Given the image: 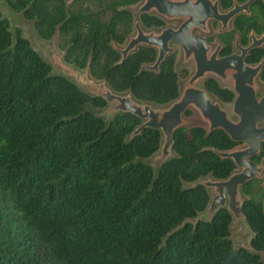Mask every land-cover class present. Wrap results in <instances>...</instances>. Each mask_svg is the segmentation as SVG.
<instances>
[{
    "label": "trees",
    "instance_id": "trees-1",
    "mask_svg": "<svg viewBox=\"0 0 264 264\" xmlns=\"http://www.w3.org/2000/svg\"><path fill=\"white\" fill-rule=\"evenodd\" d=\"M140 0H6L34 21L44 40L58 36L66 63L87 69L113 92L167 105L180 95L176 52L157 70V50L141 45L121 60L134 31L128 6ZM219 0L222 11L235 2ZM145 29L164 27L154 13L138 17ZM216 26L217 23L213 22ZM264 33V0L236 15L231 27L209 35L221 55ZM263 60L264 45L251 49L248 64ZM203 87L222 103L235 93L215 77ZM107 101L55 74L20 28L11 30L0 10V264H264V170L241 187L243 214L250 226L247 247L234 248L227 208L212 220L199 215L210 193L201 178H228L237 167L220 152L240 143L222 129L176 128L173 155L155 169L144 160L163 143L158 129L144 128L129 112L105 119L92 109ZM193 115L187 109L185 117ZM264 163V143L252 158ZM264 167V166H263Z\"/></svg>",
    "mask_w": 264,
    "mask_h": 264
},
{
    "label": "water",
    "instance_id": "water-1",
    "mask_svg": "<svg viewBox=\"0 0 264 264\" xmlns=\"http://www.w3.org/2000/svg\"><path fill=\"white\" fill-rule=\"evenodd\" d=\"M252 1L235 2L229 10L222 12L219 0H144L139 7L140 13L155 11L167 19H182V22L177 28L166 27L155 33L144 31L137 21L136 33L120 49L121 60L140 45L153 46L158 50L157 59L153 65L147 67L157 70L160 62L173 50L170 44L176 43L180 44L184 59H192L194 62V71L187 81V86L180 96L164 109H153L150 104H139L132 100L130 93L125 96L116 94L106 87L105 81L95 83L93 80H86L87 75L82 76V81L79 80V83L89 84L95 90V95L105 99L107 103L116 102L107 110L109 113L129 112L143 120L133 134L144 128L161 131L163 143L160 148V164L172 156L173 132L184 125L183 117L187 109H195L200 114L208 124V131L220 128L234 141L245 143L244 148L220 152L222 157L234 161L238 171L235 170L223 180L211 178L198 181L206 188H212L214 192L208 208L199 215V219L212 220L215 212L224 207L250 234V226L243 214L241 187L261 175L264 170L263 166L252 159L259 152L261 143H264V94L258 97L256 85L263 60L257 65H252L245 61V57L251 49L264 45V33L260 37L251 33V43L245 47L240 46L236 40L235 47L238 52L220 56V45L212 50L206 38L194 34L193 30L199 28L207 31L209 20L220 22L221 30H226L236 15L249 12ZM207 74L232 81L236 96L231 105V115L236 119H233L203 86H198V82Z\"/></svg>",
    "mask_w": 264,
    "mask_h": 264
},
{
    "label": "rangeland",
    "instance_id": "rangeland-1",
    "mask_svg": "<svg viewBox=\"0 0 264 264\" xmlns=\"http://www.w3.org/2000/svg\"><path fill=\"white\" fill-rule=\"evenodd\" d=\"M142 3H143V0L139 1L137 4L128 6V8L132 11L136 21L139 16V7L142 5ZM0 10L3 16H5L9 20L11 30L14 31L15 28H20L22 30V34L24 35V37H26L30 41L32 47L43 57L44 60H46L51 65L53 73L61 74V75L68 77L69 79L73 80L82 90L95 95V90L92 89L89 84H86L83 82L79 83V80L82 81L81 79L82 76L87 75V77L85 78L86 80H93L95 83H101L102 81L93 79L88 72L86 73V69H79L76 66L66 63L64 61V58H63L64 50L60 47V42H59L57 35H54L49 40L41 39L37 35V32L34 28V21L26 19L23 16L22 12H17V11L12 10L10 6L8 5V3L6 2V0H0ZM180 22L181 20L179 19L167 20L166 25L177 27ZM209 28L211 29V32H209V34L218 32L220 30V24L214 27L212 23H210ZM160 30L161 28H151V31H155V32H159ZM149 31L150 29L146 30V32H149ZM194 32L201 33L197 29H195ZM211 46L213 48L216 46V40L211 42ZM174 48L178 52L176 69L180 70L182 68H187L189 70V75L185 78H180L179 80L180 93H181L184 90V88L187 86V81L189 79V76L194 70V63L192 60L184 59L183 52L178 45H174ZM235 51H237V49H235ZM219 82L222 86L233 88V84L231 80H224V81L219 80ZM105 85L107 88H109L107 84ZM256 85H257L258 96H262L264 94V80H260L259 78H257ZM198 86H202V81L198 83ZM116 94L125 96V95H128L129 92L116 93ZM213 99L217 100L214 97ZM132 100L138 102L139 104H150V106L153 109H164L165 107H167V105H159V104H155L152 102L138 101L134 98ZM115 103H116L115 101L108 102V105L104 109H92V110H94L97 114L104 117L105 119H109L115 113H109V111L107 110L109 109L110 106L114 105ZM221 106L225 110H227L229 114L231 115V103L230 104L221 103ZM192 110H193L192 116L183 117L184 125L186 126L202 125L208 128V124L202 119L200 114L195 109H192ZM231 116L233 119H236L235 116L233 115ZM244 147H246V145L245 143H242V144H239L235 149L244 148ZM160 154H161V149L157 153L152 155L151 157L144 160L145 162L149 163L155 169V171L157 170L158 166L161 163V161L159 160ZM171 155H173V152L171 153ZM260 165L264 166V163H261ZM238 170L239 169H237V171ZM208 179H211V177L206 176V177L201 178V180H208ZM207 189L209 190L210 197L212 198L214 195L213 189L212 188H207ZM241 196H242V199L245 198L243 195ZM230 229H231V240L233 243V247L234 248L243 247V246L247 247L250 236H251L250 232L246 231L244 227L240 225V222L236 221L235 219L233 223L231 224Z\"/></svg>",
    "mask_w": 264,
    "mask_h": 264
},
{
    "label": "flooded vegetation",
    "instance_id": "flooded-vegetation-1",
    "mask_svg": "<svg viewBox=\"0 0 264 264\" xmlns=\"http://www.w3.org/2000/svg\"><path fill=\"white\" fill-rule=\"evenodd\" d=\"M140 1H141V0H140ZM143 2H144V0H143ZM136 4H137V3H136ZM142 4H143V3H142ZM219 6H220V5H219ZM220 9H221V8H220ZM221 11H222V10H221ZM222 12H225V11H222ZM149 13H154V14H156V15L162 17L163 19H165L166 24H167V20H174V19H167V18H165V17L159 15V14H158L157 12H155V11L148 12L147 14H149ZM140 14H143V13H140V12H139V15H140ZM138 17H139V16H138ZM179 20H181V22H182V19H179ZM137 21L139 22L141 28H142L144 31L148 30V29H145V28L142 27V25H141V23H140V21H139L138 19H137ZM137 21L135 20V23H136ZM181 22H180V23H181ZM213 22H216V23H217L216 26H218V24H220V22H218V21H216V20H209L208 23H207V27H208V30H207V31H203V30H201V29H199V28H195V29H197L198 31H200V32L203 33V34L194 32L195 29L193 30V33H194V34H197V35L204 36V37L206 38V42H207V44L210 45V46H211V42H213L214 40H216V46H215L214 48L211 46V49L214 50L218 45H220V50H221V44L217 41V39H213V40L210 41V42L207 40V37H208L209 35H213L214 33H217V32H214V33L209 34V32H211V29L209 28V25H210V23H212V25H213ZM180 23H179V25H180ZM231 23H232V22H231ZM179 25H178V26H179ZM178 26H177V27H178ZM213 26H214V25H213ZM216 26H214V27H216ZM166 27H173V26H167V25H165L164 27H161V30L164 29V28H166ZM177 27H173V28H177ZM230 27H231V25L229 26V28H230ZM153 28H160V27H153ZM229 28H228V29H229ZM161 30H160V31H161ZM226 30H227V29H226ZM150 31H151V28H150ZM150 31H149V32H150ZM160 31H159V32H160ZM219 31H225V30H221V25H220V30H219ZM219 31H218V32H219ZM153 32H155V31H153ZM159 32H155V33H159ZM135 33H136V27H135V25H134V31H133V33L131 34V36H133V34H135ZM131 36H130V37H131ZM130 37H129V38H130ZM129 38H128V40H129ZM250 39H251V35H250ZM128 40H127V41H128ZM236 40H237V39H236ZM236 40H235V41H236ZM127 41H126V43H127ZM237 41H238V40H237ZM126 43H125V44H126ZM238 43H239V41H238ZM174 45H178V46L180 47L181 50H182V48H181L180 44H176V43H171V44H170V46L173 48V50H172L170 53H172V52H176V62H177V53H178V52H177V50L174 48ZM239 45H240V44H239ZM124 46H125V45H124ZM140 46H141V45H140ZM138 47H139V46H138ZM138 47H137V48H138ZM152 47H153V46H152ZM154 48H155V47H154ZM135 49H136V48H135ZM235 49H237V48L235 47V42H234V51H233V52H235ZM156 50H157V49H156ZM220 50H219V54H220V56H223V55H221ZM182 52H183V51H182ZM236 52H238V49H237ZM157 54H158V50H157ZM168 54H169V53H168ZM183 56H184V54H183ZM189 60H192V59H189ZM192 61H193V60H192ZM193 63H194V62H193ZM176 70H177V69H176ZM188 71H189V70H188ZM193 71H194V70H193ZM192 73H193V72H192ZM192 73H191V74H192ZM188 75H189V74H188ZM259 75H260V74H259ZM190 76H191V75H190ZM190 76H189V78H190ZM210 76H211V77H215L218 81H219V80H222V79H220V78H218V77H216V76H213V75L207 74L203 79L200 80V81H202V86H203L204 80H205L207 77H210ZM258 78H259V77H258ZM227 80H230V79H227ZM200 81H199V82H200ZM222 81H224V80H222ZM199 82H198V83H199ZM231 82H232V81H231ZM232 84H233V83H232ZM179 86H180V85H179ZM202 86H201V87H202ZM231 89L233 90V88H231ZM233 92H234V91H233ZM234 93H235V92H234ZM180 94H181V93H180ZM179 96H180V95H179ZM235 96H236V94H235ZM213 97H214V96H213ZM258 97H260V96H258ZM214 98H215V97H214ZM216 99H217V98H216ZM217 101H219V100L217 99ZM219 102H220V104L222 103L221 101H219ZM232 102H233V101H232ZM232 102H231V105H232ZM224 104H226V103H224ZM228 104H230V103H228Z\"/></svg>",
    "mask_w": 264,
    "mask_h": 264
}]
</instances>
